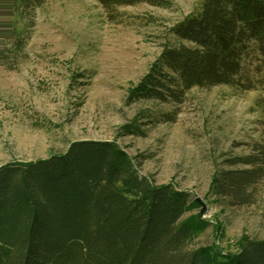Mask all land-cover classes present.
<instances>
[{
	"label": "rangeland",
	"instance_id": "374dc122",
	"mask_svg": "<svg viewBox=\"0 0 264 264\" xmlns=\"http://www.w3.org/2000/svg\"><path fill=\"white\" fill-rule=\"evenodd\" d=\"M201 1L108 12L97 0H45L17 62L0 63V165L111 141L154 183L197 198L185 216L207 221L199 243L235 251L244 237L264 239V179L243 205L210 189L217 170L234 167L229 158L264 143V71L253 89L194 88L180 103L142 89L177 43L172 26Z\"/></svg>",
	"mask_w": 264,
	"mask_h": 264
},
{
	"label": "trees",
	"instance_id": "16d2710c",
	"mask_svg": "<svg viewBox=\"0 0 264 264\" xmlns=\"http://www.w3.org/2000/svg\"><path fill=\"white\" fill-rule=\"evenodd\" d=\"M44 1L0 0L1 64L17 62ZM97 1L108 12L143 2L170 6ZM171 32L177 43L165 46L144 93L180 103L194 88L257 86L264 0H202ZM229 162L234 167L216 171L211 192L233 205L251 203L264 179V143ZM195 206L189 191L142 175L113 142L74 141L65 152L0 165V264H264V239L244 237L235 251L199 243L208 223L185 216Z\"/></svg>",
	"mask_w": 264,
	"mask_h": 264
}]
</instances>
